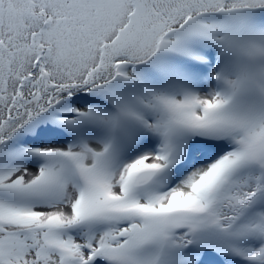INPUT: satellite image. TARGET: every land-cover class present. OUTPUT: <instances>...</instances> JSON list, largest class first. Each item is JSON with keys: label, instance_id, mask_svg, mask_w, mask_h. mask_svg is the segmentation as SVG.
I'll use <instances>...</instances> for the list:
<instances>
[{"label": "snow or ice", "instance_id": "obj_1", "mask_svg": "<svg viewBox=\"0 0 264 264\" xmlns=\"http://www.w3.org/2000/svg\"><path fill=\"white\" fill-rule=\"evenodd\" d=\"M0 264H264V0H0Z\"/></svg>", "mask_w": 264, "mask_h": 264}]
</instances>
